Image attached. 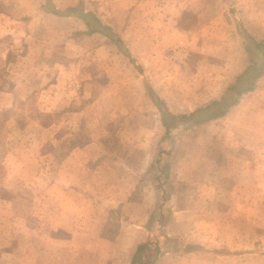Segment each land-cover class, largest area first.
<instances>
[{
    "label": "rangeland",
    "instance_id": "374dc122",
    "mask_svg": "<svg viewBox=\"0 0 264 264\" xmlns=\"http://www.w3.org/2000/svg\"><path fill=\"white\" fill-rule=\"evenodd\" d=\"M156 1L0 0V24H3L2 27L0 25V48H8V55L12 60L9 67L2 69L0 66V71L20 81L18 84L23 82L18 86V96L2 100L0 97V102L8 104L0 110V264H9L10 249L19 253L24 250L29 252L30 256L26 257L25 264H40L42 258L35 257L40 245L48 255L44 257L42 264H128L129 256L116 253V250L107 246L96 247L95 255H92L83 252L81 249L85 246L81 245L75 250L74 245L67 243L66 248L72 249L66 252L65 249L55 248L56 245L49 240L46 244H42L44 241L39 243L38 228L42 227L43 222L47 223L55 217L48 210L40 213L32 210L29 216L32 222L27 223L28 210L22 207L24 204L16 210L7 203L14 191L20 198L15 203L23 202V187L14 188L16 182L9 184L11 182L8 183L4 176L6 173H56L60 159L77 144L97 139L102 136V132H108V129L113 136L122 132V137L127 134V129H115L114 124L112 127L109 123L104 124L107 123L104 109L106 103L118 104L117 101L113 102L109 93L114 92L125 81L126 67L120 59L130 58L142 63L138 66L142 76L154 74V17H151L154 12L148 14L147 11L154 9ZM216 1L206 0L207 5L204 4L203 9L206 11L207 6L213 10L221 9L223 1L213 6ZM54 10L70 15H58L56 18L52 12ZM83 13L93 14L87 20L95 16L100 19L107 27V34L89 33L90 27L80 17ZM187 20L193 29L204 22V19L198 20L192 14ZM93 21L95 22V18ZM171 32H163L167 41ZM254 35L258 38L262 36L259 33ZM172 37L177 39V33ZM249 38L246 35L249 45L253 46ZM233 43L231 41L232 46ZM190 47L191 44L189 49ZM205 51L203 47L191 49L192 55L188 57H199V53L204 56ZM255 51L261 57V50ZM144 84L149 90L148 84ZM261 90L264 91V86ZM126 97L121 99L125 100V106L130 105L125 109L131 110L135 108L131 105L140 104L141 98L130 97L134 99L133 102ZM263 101L264 98L261 103ZM125 109L122 110L124 114ZM261 110L263 112L252 119L246 118V112L234 113L230 123V116L221 119L228 124V128L225 123L216 122L213 133L193 129L191 138L198 142L195 157H198L199 148L200 151L205 149L212 164L207 162L206 165L205 159L199 164L194 162L196 167L192 173H198L200 178H203L204 173L219 175L216 185L212 184L214 190L213 187L201 188L204 181L198 180V177L188 180L189 188H175L176 194L170 201L172 206L175 205L176 209L184 208L190 200L192 207L195 206L196 209L194 213H190L191 224L183 226L182 222L188 221L181 220L183 216L187 217L186 212H176L174 215L170 212L163 213V221H169L167 224L158 223L159 226L154 228V245H147L151 251L154 246L158 257L168 251L176 253L187 250L188 246L182 244L184 242L180 241L181 238L185 235L199 236L201 232L220 238L217 244L221 252L238 253V260H233L230 264H264V129H260L261 124H264V110ZM111 119H114L112 114L108 115L107 120ZM246 120L251 124L254 121L259 129L245 128ZM122 121L123 118L118 117L117 125ZM229 124L233 128L230 129ZM156 132L162 131L156 128L154 133ZM139 136L146 135L140 133ZM178 136L187 140L189 137L186 133ZM165 152L161 157L164 161H171L174 149L173 152ZM175 156L179 160L185 157L179 149L175 151ZM178 159L174 163L175 167L171 162L170 172L162 168L161 173L188 172L189 169L178 164ZM233 173L256 175L255 180L248 184L246 177L237 179L239 175ZM173 179L174 175L171 181ZM220 186V189H216ZM30 190L25 192L30 194ZM188 193L192 196H187ZM35 199H38L37 195ZM209 221L211 226H201ZM25 224L29 226L26 228ZM23 228L28 231L25 235ZM30 231L32 234L29 235ZM60 236L70 239V234L65 230ZM23 238L31 239L28 247L22 242ZM156 238L162 239L161 243ZM31 253H34V258ZM180 257L169 259L170 261L167 259L166 262H198ZM222 262H225L224 259ZM14 263L21 264L22 260ZM153 264H156L155 259Z\"/></svg>",
    "mask_w": 264,
    "mask_h": 264
},
{
    "label": "crops",
    "instance_id": "0c3cea01",
    "mask_svg": "<svg viewBox=\"0 0 264 264\" xmlns=\"http://www.w3.org/2000/svg\"><path fill=\"white\" fill-rule=\"evenodd\" d=\"M218 2H222L221 9L213 10L207 6L205 11L203 7L206 0H157V4L154 3V9L147 11L148 14L154 12V15H151L154 17V74L148 75L149 77L142 76L138 68L142 63L130 58L120 59L126 67L125 81L120 83L116 90L113 89L114 92L109 93L113 102L117 101L118 104L106 103L104 109L107 121L104 124L109 123L110 127L114 124L115 129H127V134L123 135L124 138L122 137L124 132L113 136L108 129V132H102V136L97 139L77 144L64 158L60 159L56 173L5 174L4 179L8 183L11 182L9 184L16 182L14 188L23 187V195L21 194L23 202L15 203L20 198L14 191L7 203L16 210L24 204L22 207L28 210L27 223L32 222L29 217L32 210H37L38 213L48 210L55 217L47 223L43 222L44 225L41 223L42 227L38 228L39 243L44 241L42 244H46L49 240L56 245L55 248L65 249L66 252L72 249L66 248L67 243L74 245L75 250L81 245L85 246L81 249L83 252L92 255H95L96 247L107 246L116 250V253L129 256L128 264H133L132 261L139 246L142 247L139 256L147 262L146 264L149 262L153 264L154 259L156 264H167V259L170 261L180 256L183 260H198V262L194 261L196 263L183 264H230L233 260H238V253L220 251L217 244L220 238L207 236L201 232L199 236L185 235L181 238L180 241L184 242L182 244L188 246L187 250L182 252L168 251L158 257V253L153 249L154 246L152 251L147 248V245H154V228L159 226L158 223L167 224L169 221H163L164 212H170L173 215L176 212H186L187 217L183 216L181 220L188 219V221H183L182 226L191 224L189 216L196 209L195 206L192 207V201L189 200L186 206L180 209H176L175 205L172 206L173 203L171 204L170 201L176 194L175 188L178 189V186L189 188L188 180L198 177V173H192L196 167L194 162L199 164L202 159H205L206 165H208L207 162L212 164L205 149L200 151L199 148L198 155L196 154L198 157H195L198 142L191 138L193 129L213 133V125L216 122L225 123L227 127L228 124L221 119L230 116V123L234 113L245 114L246 112V118L252 119L263 112L261 108L264 110V101L261 103L264 98L262 93L264 91L261 90L264 86L263 69L252 89L241 94L235 93L237 101L222 117L190 125L180 124L169 130L163 123L161 106L157 100L162 101L165 107L164 112L188 114L214 100L227 97L232 85L238 84L252 64L255 49L249 46L246 35L257 42L264 41V0H217L213 6L220 4ZM190 14L198 20L204 19V22L194 29L190 28L187 20ZM54 17L57 18L58 15L54 14ZM0 25L3 26V24ZM163 32L165 34L171 32L168 41L164 38ZM176 33L177 39L172 37ZM256 33L262 36L254 37ZM231 41L234 42L233 46ZM189 44H191L190 49ZM198 47L206 50L204 56L199 53V57H188L192 55L190 50ZM250 48L253 49L251 52ZM7 49L0 48L2 69L12 64ZM28 62L31 61L28 59ZM17 82L20 81L0 71L1 100L19 95L18 86L23 82L19 84ZM144 83L148 84L149 90ZM125 96L141 98L140 104L131 105L135 107L131 110L125 109L130 106H125V100H121ZM131 101L134 102V99ZM4 106L8 104L1 101L0 110ZM123 109L125 114L122 113ZM110 114L114 116V119L107 120ZM118 117L124 120L119 125L116 123ZM244 126L247 129H259V125H256L254 121L251 124L246 120ZM156 128H160L162 132L154 133ZM260 129H264V124H261ZM140 133L146 136L140 137ZM185 133L189 136L188 140L178 136ZM252 145L254 147L253 139ZM178 149L185 156L182 160L175 156V151ZM170 150L176 159H173L172 154L171 161H164L161 156L166 153L165 151ZM177 159L179 165L189 169L188 172L161 173L162 168L170 172L171 162L175 167L174 163ZM233 174L239 175L237 179L246 177L248 184L255 180L256 175V173ZM173 175L175 180L171 181ZM218 175L219 173H204L203 178L199 176L198 180L204 181L201 188L206 186L211 189L212 184L216 185ZM220 188L221 186L216 189ZM28 189L32 190L30 194L26 193ZM36 195L38 199H35ZM187 196L192 195L188 193ZM201 226H211V222ZM63 230L70 234V239L60 236ZM22 231L24 235L28 233L25 228ZM30 234H32L31 231ZM30 240V238H23L22 242L28 247ZM156 240L161 243L162 239L156 238ZM37 250L35 257L40 256L42 258L40 264H42L44 257L48 256L46 249H42L40 245ZM9 252V264H15L14 261L21 260V264H25L26 257L30 256L25 250L19 253L10 249ZM109 253L111 256V252ZM31 255L34 258V253ZM223 259L225 262H222Z\"/></svg>",
    "mask_w": 264,
    "mask_h": 264
},
{
    "label": "trees",
    "instance_id": "16d2710c",
    "mask_svg": "<svg viewBox=\"0 0 264 264\" xmlns=\"http://www.w3.org/2000/svg\"><path fill=\"white\" fill-rule=\"evenodd\" d=\"M52 12L54 14L61 15V16L70 15V13L60 12L57 10H54ZM90 15L92 16L93 14H90V13L80 14V17H82V19H84L86 24L90 27L89 32H101L103 34H107L105 33L106 32L105 29H107V27L103 25L100 19H98L96 16L90 20H87V18ZM94 18H95V22L93 21ZM249 39L251 43L253 44V48L255 50L257 49L261 50V57H259L257 52L254 50L255 53L252 56V64L247 69V71L243 74L240 81H238V84L232 85V87L230 88L231 91L227 97H224L219 100H214L210 102L209 104H207L206 106L200 107L196 109L195 111L188 113V114H172V113L164 112L165 107L162 101L157 100L158 104H160L161 106L160 110L162 111V120L167 130L171 128H176L180 124H183V125L196 124V123H200L203 121H207V120L220 117L224 115L226 111L228 110V108L237 101V98L234 96L235 93L241 94L242 92H246L253 88L257 78L260 76V74L262 73L264 69V41L257 42L252 37H250ZM118 45H119V41H118ZM249 50L251 52L253 49L251 50L250 48ZM153 98L155 100V96H153ZM141 251H142V247L139 246L138 252L136 253L135 258L132 261L133 264H146L147 263L146 261H143L142 258L139 256V253Z\"/></svg>",
    "mask_w": 264,
    "mask_h": 264
}]
</instances>
